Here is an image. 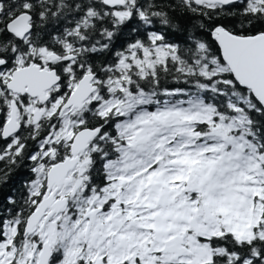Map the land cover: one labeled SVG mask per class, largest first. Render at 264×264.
Instances as JSON below:
<instances>
[{"label":"snow or ice","instance_id":"6c2138e0","mask_svg":"<svg viewBox=\"0 0 264 264\" xmlns=\"http://www.w3.org/2000/svg\"><path fill=\"white\" fill-rule=\"evenodd\" d=\"M0 264H264V0H0Z\"/></svg>","mask_w":264,"mask_h":264},{"label":"trees","instance_id":"16d2710c","mask_svg":"<svg viewBox=\"0 0 264 264\" xmlns=\"http://www.w3.org/2000/svg\"><path fill=\"white\" fill-rule=\"evenodd\" d=\"M3 191H4V192H7V191H8V189H7V188H5Z\"/></svg>","mask_w":264,"mask_h":264}]
</instances>
